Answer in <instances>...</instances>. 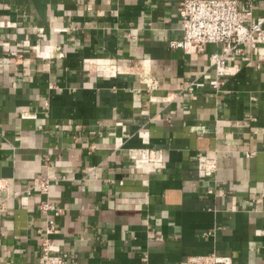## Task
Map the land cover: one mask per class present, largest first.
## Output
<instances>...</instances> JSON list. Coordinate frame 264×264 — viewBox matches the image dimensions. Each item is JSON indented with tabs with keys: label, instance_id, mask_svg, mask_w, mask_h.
Here are the masks:
<instances>
[{
	"label": "crops",
	"instance_id": "0c3cea01",
	"mask_svg": "<svg viewBox=\"0 0 264 264\" xmlns=\"http://www.w3.org/2000/svg\"><path fill=\"white\" fill-rule=\"evenodd\" d=\"M180 1L0 0V264H41L51 218L70 264H264V45L217 92L222 46L171 45ZM130 148L163 149L167 168H136Z\"/></svg>",
	"mask_w": 264,
	"mask_h": 264
},
{
	"label": "built area",
	"instance_id": "2783aa9c",
	"mask_svg": "<svg viewBox=\"0 0 264 264\" xmlns=\"http://www.w3.org/2000/svg\"><path fill=\"white\" fill-rule=\"evenodd\" d=\"M178 10L182 21L183 36L173 40L171 45L183 48L188 53L204 51L206 44H219L221 50L211 54V64L215 70V77L209 84L217 91L225 83V77L235 74L239 69L238 61L248 59L247 48H257L264 45V17L254 15V0H181ZM199 78L185 82L180 94L194 92L204 86ZM159 87V81L151 77L148 83L150 99L156 101H170L169 96H156L153 92ZM28 117L29 114H23ZM129 157L138 169L149 168L162 171L167 168L165 152L159 148H130ZM198 172L201 177H212L217 170V160L205 153H198ZM43 192L48 193L50 180L39 182ZM49 200L40 204V209L47 212L53 208ZM60 210L55 211L59 215ZM46 236L41 239V264H70L71 254L56 250L49 235L57 232L54 218L49 220L45 230ZM180 264H233L230 256L216 253L192 256Z\"/></svg>",
	"mask_w": 264,
	"mask_h": 264
}]
</instances>
